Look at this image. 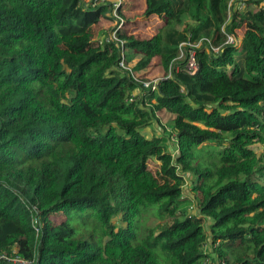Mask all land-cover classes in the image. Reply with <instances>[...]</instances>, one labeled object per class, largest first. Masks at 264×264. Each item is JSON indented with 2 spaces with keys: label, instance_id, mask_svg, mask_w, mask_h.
I'll use <instances>...</instances> for the list:
<instances>
[{
  "label": "trees",
  "instance_id": "16d2710c",
  "mask_svg": "<svg viewBox=\"0 0 264 264\" xmlns=\"http://www.w3.org/2000/svg\"><path fill=\"white\" fill-rule=\"evenodd\" d=\"M229 1L144 0L146 21L163 19L156 33L117 32L139 78L154 57L165 76L187 40L219 47L203 41L194 75L172 71L151 90L118 67L117 42L91 39L112 0H0V253L32 264H264V7ZM223 112L235 127L213 124ZM145 206L172 219L139 236ZM77 215L94 220L89 238Z\"/></svg>",
  "mask_w": 264,
  "mask_h": 264
},
{
  "label": "rangeland",
  "instance_id": "374dc122",
  "mask_svg": "<svg viewBox=\"0 0 264 264\" xmlns=\"http://www.w3.org/2000/svg\"><path fill=\"white\" fill-rule=\"evenodd\" d=\"M112 8H111V13H107L106 17H107V22H105L104 24L106 26H104V34L108 33L113 30L116 25H119L120 23L123 22L122 27L125 25L126 30H128L127 32L129 33H135L137 35L138 38L140 39H147L148 37L152 36L154 33H156L161 20H163L162 18H159L156 20L155 23H148L152 22V19L149 17H146L143 15V10H144V0H112ZM114 3H116L118 5V7L121 8V12L123 14V16H121V14L118 13V10H113V6ZM115 12V13H114ZM118 16L123 17L122 20H119L118 24H117V18ZM126 20V23H125ZM147 20V21H146ZM107 23V24H106ZM101 25V21L96 24V25ZM125 30V29H124ZM107 31V32H106ZM93 32H95V35H93V33L90 31V35H91V39L94 42H98L100 40H102L104 38V36L99 37L101 34H97V30H93ZM152 34V35H151ZM124 42V41H123ZM126 50V49H125ZM149 72L146 71V76L148 78H156L158 76H160L162 74V70H161V66H160V62H159V58L158 57H154L152 63L150 64V68L148 69ZM145 71V70H144ZM159 118L161 120V122L164 125H167V121H168V117H166V113L164 114L161 111V114H159ZM235 117V114L230 115L229 113H225L223 112V114L216 118L214 121V125H216L217 127L220 128H228L230 126L235 127L237 122H238V118ZM154 129H157L159 133H161L160 128L157 126V124H153ZM204 127V125H202ZM174 142V139L171 137L169 138V148L170 151L173 150L172 148V143ZM264 148V147H261ZM158 166H159V162L155 159H151L148 161V167L150 170H152L153 172H156L158 170ZM192 178V177H191ZM191 178L190 177H186V183H185V187L184 189V194L187 196H191L190 193H192L193 191L191 190ZM193 195V193H192ZM194 200H192L191 205L193 206V208L191 207L192 211H196V206L194 204ZM190 206V205H189ZM142 212L140 214H142V216L139 214L133 221L132 226L133 229L135 230V232H139L140 235H143V232L147 227L149 226H154L157 224H162L163 222H168L170 221L172 218L168 215H165L162 219L155 217V214L152 213V208L150 206H145L142 208ZM70 217L76 216L75 212H70L69 214H67ZM78 218H74V223L77 225V231L78 233L80 232L83 236H85L86 238H89L90 234H91V229L93 228V226L95 225L94 223V218H91L93 221H90L89 218H87V216H83V215H77ZM141 216V217H140ZM140 217V218H139ZM138 218L140 219V222L138 221ZM202 223L205 222V218L203 219L202 217ZM96 221V220H95ZM113 222L117 223L116 226L119 227L120 225H125V223H118V220L115 218L113 219ZM205 225V223H204ZM157 252H161L160 248L157 247L156 248ZM159 262L161 263V261L159 260Z\"/></svg>",
  "mask_w": 264,
  "mask_h": 264
},
{
  "label": "built area",
  "instance_id": "2783aa9c",
  "mask_svg": "<svg viewBox=\"0 0 264 264\" xmlns=\"http://www.w3.org/2000/svg\"><path fill=\"white\" fill-rule=\"evenodd\" d=\"M97 2L103 1V0H96ZM262 6L264 7V0L261 1ZM238 7L239 9L245 7V0H230L228 3V10H231L233 6ZM118 5L114 3L113 10H118ZM115 13V12H114ZM119 13V12H118ZM119 20H122V17L118 16L117 18V24ZM123 21V20H122ZM122 23L119 25H116V27L107 34L105 35L102 40L99 42L101 43L102 41H115L117 42L120 47H121V57L118 62V67L123 70H127L129 74L131 75L132 79L142 85L144 88L151 89V90H156L157 85L160 80L164 78H170L172 71H185L186 73L190 75H194L197 70H198V63L196 60V49L202 44L203 41H206L210 49L217 53L219 51L218 46H213L210 44L208 39L201 38L198 41H191L187 40L185 42H182L179 47V55L177 58L170 64L168 72L165 76H158L156 78H146V79H141L139 78L135 73L132 72L130 66L126 63L125 61V50H124V42L123 40L118 38L117 32L120 28H122ZM227 44H233L234 40L231 36L227 35ZM184 48H186V51H184ZM32 260H28L23 258L21 255H19L16 250H14L11 254H6V253H0V264H32Z\"/></svg>",
  "mask_w": 264,
  "mask_h": 264
},
{
  "label": "crops",
  "instance_id": "0c3cea01",
  "mask_svg": "<svg viewBox=\"0 0 264 264\" xmlns=\"http://www.w3.org/2000/svg\"><path fill=\"white\" fill-rule=\"evenodd\" d=\"M102 24L100 25H93V26H91V29H90V31L93 33V35H95V32H93V30H97V34H101L99 37H102V36H104L105 34H104V26H106L104 23L105 22H101ZM107 24V23H106ZM107 32V31H106ZM152 35V34H151ZM138 57H139V55L137 54L136 56H135V60H137L138 59ZM152 61H153V59H152ZM152 61H151V63H152ZM160 62V61H159ZM150 63V64H151ZM150 68V65L148 66V67H146L145 69H143L142 71L144 72V73H146V71L147 72H149V69ZM145 70V71H144ZM161 70H162V72L164 71L163 70V68L161 67Z\"/></svg>",
  "mask_w": 264,
  "mask_h": 264
}]
</instances>
